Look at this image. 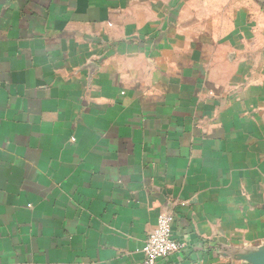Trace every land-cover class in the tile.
I'll list each match as a JSON object with an SVG mask.
<instances>
[{"label":"crops","instance_id":"0c3cea01","mask_svg":"<svg viewBox=\"0 0 264 264\" xmlns=\"http://www.w3.org/2000/svg\"><path fill=\"white\" fill-rule=\"evenodd\" d=\"M264 264V0H0V264Z\"/></svg>","mask_w":264,"mask_h":264},{"label":"built area","instance_id":"2783aa9c","mask_svg":"<svg viewBox=\"0 0 264 264\" xmlns=\"http://www.w3.org/2000/svg\"><path fill=\"white\" fill-rule=\"evenodd\" d=\"M174 223L175 216L172 212L158 217L156 227L148 235L142 249L143 264H159L161 260L167 259L182 249V244L173 234Z\"/></svg>","mask_w":264,"mask_h":264}]
</instances>
